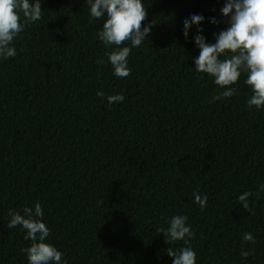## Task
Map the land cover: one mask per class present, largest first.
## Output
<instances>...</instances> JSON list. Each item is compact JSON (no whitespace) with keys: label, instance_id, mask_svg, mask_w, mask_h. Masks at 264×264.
Instances as JSON below:
<instances>
[{"label":"trees","instance_id":"obj_1","mask_svg":"<svg viewBox=\"0 0 264 264\" xmlns=\"http://www.w3.org/2000/svg\"><path fill=\"white\" fill-rule=\"evenodd\" d=\"M225 2L142 0V26L154 25L119 78L106 55L115 46L97 36L106 16L90 22L88 0H41L17 55L0 58V264H28L21 249L32 241L7 227L8 213L36 203L45 242L67 264H172L167 249L183 242L166 244L156 229L174 215L188 217L196 264H264V192L249 198L254 215L237 199L264 184V109L248 107L246 73L238 95L209 103L223 89L195 71L197 27L215 43L230 26ZM191 14L205 20L186 39ZM116 94L124 101L109 105Z\"/></svg>","mask_w":264,"mask_h":264},{"label":"clouds","instance_id":"obj_2","mask_svg":"<svg viewBox=\"0 0 264 264\" xmlns=\"http://www.w3.org/2000/svg\"><path fill=\"white\" fill-rule=\"evenodd\" d=\"M90 9V22L104 18L102 30L97 33L98 39L106 47H114L107 52L108 62L114 70V75L126 78L131 75L128 67V58L133 48L140 47L150 35L154 23L150 21L147 26L142 22L147 19V10L142 0H88ZM224 17H228L230 25L215 35V43H206V38L200 34L203 29L197 27V35L194 37L195 45L199 48V56L195 57V71L198 74H206L213 78V82L223 91L214 95L209 103L220 99H228L238 95V89L234 87L242 73L247 74L244 83L252 91L247 101L249 108L264 109V0H226L221 8ZM43 18L41 0H0V58H11L17 55L12 46L27 25L40 21ZM205 17L199 14H191L183 23V35L187 39L192 25H201ZM212 24H218L215 18H210ZM130 43V46H123ZM98 64L104 61L98 59ZM199 78H203L200 76ZM96 95L105 97L103 91ZM125 99L123 94L109 95V105L121 103ZM264 192V184L260 185L257 192L245 191L238 196V201L244 210L255 214L250 207V197L259 196ZM194 202L200 206L201 211L207 205L208 196L201 195L199 190L193 191ZM10 221L8 228L21 226L26 230L25 240H31V246L21 249L27 254L28 264H67L62 260L63 253L49 243L46 239L50 235V229L43 220L44 212L40 203H36L34 210L30 207L23 209V215L15 210H9ZM186 215H174L168 221L166 228L156 229L157 233H163L166 244L183 242L178 248L169 247L167 254L172 257V264H196L197 254L191 247L194 232L187 223ZM245 242L255 244L256 239L252 233H244ZM255 249L241 251L242 258L247 259Z\"/></svg>","mask_w":264,"mask_h":264}]
</instances>
